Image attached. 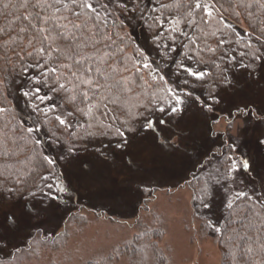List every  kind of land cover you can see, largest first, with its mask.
<instances>
[{"label":"snow or ice","instance_id":"6c2138e0","mask_svg":"<svg viewBox=\"0 0 264 264\" xmlns=\"http://www.w3.org/2000/svg\"><path fill=\"white\" fill-rule=\"evenodd\" d=\"M128 3L129 0H104L103 3L100 0H16V3L0 0V8L7 9L11 4L27 12L17 17L23 25L14 29L16 46L23 45L21 51L14 53L22 65L17 91L30 114L36 116L32 126L26 128L27 133L38 131L39 114L48 111L42 107L49 99L46 93L42 94V86L55 93L70 91L68 84H72L85 102L90 93L95 96L93 89L101 87L94 82V74L106 77L118 71L114 67L116 55L106 50L115 41L106 29L102 30L100 11L110 15L109 9L115 5L116 11L134 14L137 7L129 10ZM188 8V17L195 10L211 17L214 10L213 5L200 0ZM153 19L155 22L156 18ZM178 31L176 27L170 29L168 38L175 42L172 33ZM162 36L159 30L152 35L157 50L161 49ZM217 44L224 45L225 39L221 37ZM256 44L259 46L253 47L250 42L239 52L226 49L219 57L213 48L192 49L183 60L169 57V66L176 65L172 79L167 70L158 77L152 76L156 71L155 61L142 63L139 67L148 69L156 81L145 82L154 91L148 102L140 105L143 111L121 121L106 144L101 140L89 147L91 134L81 138L70 132L67 139H62L53 133L46 142L37 135L34 144L42 145L38 156L43 168L39 185H30L18 178L0 181V254L18 258L22 249L12 241L16 238L23 241L19 229L25 224L35 230L27 233L28 238L35 234L47 240L58 235V223L50 230L44 224L50 215L60 213L59 194L76 190L73 179L79 187L93 188L111 210H117L141 193L150 192L142 171L146 167L189 185L192 180L198 181L200 174H207V181L198 190L201 207L211 210L216 196L223 192L221 203L229 219L239 210L241 202H245L247 211L256 203L264 208V40L257 36ZM28 48L32 50L27 51ZM164 50L178 51L167 45ZM25 51L27 59L21 55ZM203 52L213 53L210 62L203 59ZM93 57L99 58L103 71ZM61 59L65 62L55 64ZM32 69L38 70V75H30ZM160 92L164 95H159ZM70 99L75 100L76 96ZM5 112L7 108L0 107V113ZM56 120L60 125L67 123L60 116ZM221 121L225 126L222 133L218 127ZM200 148L203 151H197ZM192 152L198 156L195 164ZM84 153L94 160L85 161ZM213 167L214 171H210ZM238 176L247 180H238ZM228 193H233L231 199Z\"/></svg>","mask_w":264,"mask_h":264},{"label":"trees","instance_id":"16d2710c","mask_svg":"<svg viewBox=\"0 0 264 264\" xmlns=\"http://www.w3.org/2000/svg\"><path fill=\"white\" fill-rule=\"evenodd\" d=\"M12 2L16 3V0ZM100 2L103 3L104 0ZM195 2L196 0H129V10L137 7L134 14L131 11H116L115 5L109 9L110 15L101 10L102 30L106 29L115 41V44L106 50L116 55L117 63L114 67L118 71L108 73L106 77L94 74V82L99 83L101 87L93 89L95 96L90 93L89 100L85 102H82L80 93L72 84H68L70 91L55 93L50 91L49 87L42 86V94L46 93L49 97L42 107L48 111L39 114V123L36 124L38 131L33 133H27L26 128L32 126L36 116L30 114L17 91L22 65L19 57L14 54L23 47L16 46L14 29L23 25V21L17 17L26 15L27 12L19 7L13 8L11 4L7 9L0 8V29H3L0 32V45H3L0 47V107L7 108V112L0 113V181L5 178H18L27 180L30 185H39V175L43 173V168L38 156L42 145L34 144L37 135L42 142H46L53 133L62 139H67L70 132L81 138H88V134H91L89 147L101 140L106 144L121 121L134 116L137 111H143L140 105L147 103L154 91L148 87L146 81L156 82L152 80V76L158 77L164 70L168 71L169 79L174 78L176 65L169 66V57L183 60L186 53L196 48L216 49L215 56L219 57L226 49H235L237 52L244 50L250 42L253 47L259 46L256 44L257 36L264 40V36H261V30L264 29V0H200L201 3L214 6L213 15L208 17L202 10H195L193 16L188 17V5H194ZM153 18H156L155 22ZM206 20L210 23L205 24ZM176 21H179L178 25ZM174 27L179 28L178 32L172 33L176 37L175 42L168 38L170 29ZM157 30L163 33L160 50L155 48L152 41V35ZM134 32H139V39L143 41L144 48L138 43ZM221 37L225 39L224 45L217 44ZM192 41H195V44ZM165 45L175 47L178 51L165 52ZM121 48L123 52L118 51ZM141 51L143 55H140ZM21 55L27 59L26 51L21 52ZM53 55L55 56V53ZM89 55L93 54L89 52ZM201 55L209 62L213 58L211 52H203ZM93 58L97 59V64L103 71L99 58ZM146 61H155L153 68L156 71L152 76L149 75L148 69L139 67ZM63 62L65 61L61 59L55 61V64ZM64 71L67 75V71ZM29 74L38 75V70L32 69ZM159 95L163 96L164 93L160 92ZM72 96H76V99H70ZM57 116L65 119L66 125H60L56 120ZM68 123L71 127H68ZM26 145L33 150L28 151ZM210 171H214V167ZM207 179V174H200L199 182L192 180L191 185L185 182L183 184L191 190L196 215L202 217H199L201 229H209L212 233V239L221 255L219 264H264V208L256 203L251 211H247L245 202H241L239 210L229 219L227 210L221 203L223 192L216 196L215 205L211 210L201 207L198 190L204 186ZM237 179L239 180L240 176ZM232 196L233 193H228L229 199ZM221 212L224 213L222 218ZM76 214L77 212H74L66 218L55 237L50 236L44 240L34 234L26 246L21 248L22 252L18 258L0 260H3V264H21L31 258L38 259L45 250L54 251L63 247L69 236L70 226L77 224ZM155 216L151 218L153 222L148 225L138 214L136 223L140 222V227L128 242L119 245L105 257L90 259L83 264H111L123 254L132 264H147L148 256H151L152 264H169L168 249L159 242L165 234V224L159 213ZM81 220L82 218L77 221ZM156 222L158 227L152 226L156 225ZM148 250L150 254L146 253Z\"/></svg>","mask_w":264,"mask_h":264},{"label":"rangeland","instance_id":"374dc122","mask_svg":"<svg viewBox=\"0 0 264 264\" xmlns=\"http://www.w3.org/2000/svg\"><path fill=\"white\" fill-rule=\"evenodd\" d=\"M138 43L139 32H134ZM239 75V74H238ZM221 133L224 130L223 121L219 124ZM223 140V135L220 136ZM197 151H203L202 148ZM191 152V150H190ZM85 161L92 162L94 158L88 153L83 154ZM198 159L197 153L192 152V162ZM146 186L150 192L141 193L138 198L126 203L117 210H111L107 201L95 193L93 188H83L73 179L76 190H68L59 194L60 213L50 215L44 224L46 229H51L57 223L59 232L66 218L77 212V224H72L69 236L63 247L54 251L45 250L38 259L31 258L21 264H83L90 259L105 257L110 251L116 250L119 245L129 241L140 227L136 217L150 225L153 219L161 215L165 224V234L160 240L161 246L168 249L169 264H219L220 251L212 239L210 230L201 229V219L194 211L191 190L183 184L184 180L176 181L161 172L153 171L151 167L143 170ZM247 177L240 176V179ZM259 185L257 184V189ZM259 190V189H258ZM219 210V205H217ZM68 209L70 212H64ZM100 212V213H99ZM207 214V213H206ZM43 215V214H41ZM202 215V214H201ZM204 215V214H203ZM154 227H158L157 222ZM34 229L27 224L20 227V238L13 239L12 243L20 248L26 246L30 238L28 232ZM150 254L148 250L146 252ZM0 258H5L0 254ZM111 264H132L126 255H120ZM152 264L151 256L148 263Z\"/></svg>","mask_w":264,"mask_h":264}]
</instances>
